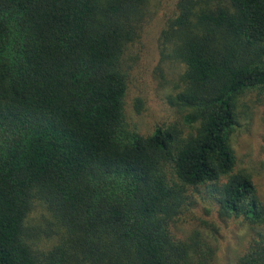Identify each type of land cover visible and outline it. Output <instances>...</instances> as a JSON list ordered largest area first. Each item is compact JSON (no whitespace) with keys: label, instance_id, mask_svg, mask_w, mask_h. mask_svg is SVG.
<instances>
[{"label":"trees","instance_id":"1","mask_svg":"<svg viewBox=\"0 0 264 264\" xmlns=\"http://www.w3.org/2000/svg\"><path fill=\"white\" fill-rule=\"evenodd\" d=\"M147 3L0 0V264H203L201 237L171 229L198 198L250 225L236 264H264V206L229 144L239 98L264 87V0L177 1L189 130L143 137L125 125L123 57Z\"/></svg>","mask_w":264,"mask_h":264},{"label":"rangeland","instance_id":"2","mask_svg":"<svg viewBox=\"0 0 264 264\" xmlns=\"http://www.w3.org/2000/svg\"><path fill=\"white\" fill-rule=\"evenodd\" d=\"M178 0H148L139 39L123 57L127 89L123 100L125 125L143 137L156 127H175L188 132L183 121L186 110L176 105L183 89L184 65L173 53L167 38L169 23L176 16ZM237 123L229 136L235 156V170L249 174L264 206V87L247 91L239 98ZM198 207L177 215L172 233L178 239L201 237L208 247L203 264H236L248 247L253 231L242 218H219L208 199L198 198ZM44 211L36 206L27 225L44 226ZM31 236L39 251H47L53 238Z\"/></svg>","mask_w":264,"mask_h":264}]
</instances>
